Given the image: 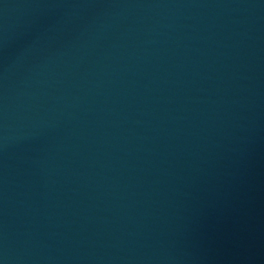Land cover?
Instances as JSON below:
<instances>
[{
	"label": "water",
	"instance_id": "1",
	"mask_svg": "<svg viewBox=\"0 0 264 264\" xmlns=\"http://www.w3.org/2000/svg\"><path fill=\"white\" fill-rule=\"evenodd\" d=\"M0 264H264V0H0Z\"/></svg>",
	"mask_w": 264,
	"mask_h": 264
}]
</instances>
